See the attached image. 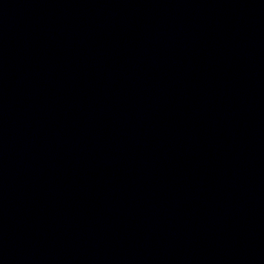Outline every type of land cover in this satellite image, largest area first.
I'll use <instances>...</instances> for the list:
<instances>
[{
  "label": "water",
  "instance_id": "water-1",
  "mask_svg": "<svg viewBox=\"0 0 264 264\" xmlns=\"http://www.w3.org/2000/svg\"><path fill=\"white\" fill-rule=\"evenodd\" d=\"M0 264H264V0H0Z\"/></svg>",
  "mask_w": 264,
  "mask_h": 264
}]
</instances>
